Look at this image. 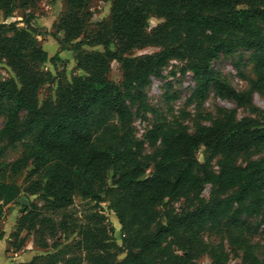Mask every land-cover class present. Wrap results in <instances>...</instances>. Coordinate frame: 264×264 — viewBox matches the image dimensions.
<instances>
[{
	"label": "rangeland",
	"instance_id": "374dc122",
	"mask_svg": "<svg viewBox=\"0 0 264 264\" xmlns=\"http://www.w3.org/2000/svg\"><path fill=\"white\" fill-rule=\"evenodd\" d=\"M114 1L91 0L83 39L86 42L82 46L87 53L105 54L96 39L112 26ZM240 9L244 13L239 15L240 23L233 29L212 26L206 22V14H195L188 27L168 28L170 41L165 47H146L128 53L127 58L142 63L148 70L139 71L137 80L130 83L123 79L122 65L109 60L103 93L90 102L85 122L93 143L119 154L117 167L111 174L133 168L136 161L148 177L165 153L166 135L201 137L219 131H226L228 136L215 149L203 146L197 149L194 172L200 180L207 175L218 176L223 169L241 173L236 181L222 184L203 181L189 192L175 191L142 210L126 229L108 202L98 204L96 211L107 240L119 249L118 264H264V185L252 186L254 171L264 161V17L248 12L245 7ZM66 11L65 0H37L35 7L16 9L8 19L0 13L3 36L12 37L16 29L25 30L53 59L40 65V70L50 73L53 79L59 73L68 80L84 75L75 59V44L83 40L66 41L58 31ZM210 13L217 18L228 15L227 11ZM147 23V31L152 34L166 21L152 16ZM187 29L191 30V36ZM111 50L114 51L113 45ZM9 79H14V75L8 62L0 59V83ZM117 91L130 114L129 129L121 126L111 105ZM56 98L55 82L40 88L39 104ZM11 116L20 130L31 121L34 128L33 134L12 144L7 138H0V182L17 184L22 190L19 199L28 201L27 206L16 202L4 208L0 217V236L6 238L3 250L17 253L11 256L15 259L12 263L26 258L29 261L34 255H50V264H64L71 256H81V264H91L78 247V235L68 240L59 232L47 236L48 247L43 249L34 245L32 235L16 230L24 208L42 206L44 198L24 192L29 187L24 183L25 171L16 174L7 169L36 146L34 132L40 128V120H33L28 108L0 93V133ZM108 128L118 129L114 139L107 135ZM247 128L256 136L246 148L229 155L227 147L247 137ZM171 179L174 180L173 175ZM89 203L76 197L72 212L83 217L95 205ZM204 207L212 210L200 214ZM169 223L175 225L173 233H159L161 226ZM146 235L156 237L148 256L140 254ZM172 257L182 262H173Z\"/></svg>",
	"mask_w": 264,
	"mask_h": 264
},
{
	"label": "trees",
	"instance_id": "16d2710c",
	"mask_svg": "<svg viewBox=\"0 0 264 264\" xmlns=\"http://www.w3.org/2000/svg\"><path fill=\"white\" fill-rule=\"evenodd\" d=\"M90 2L65 0L67 11L58 25V31L64 34L66 41L85 38ZM36 3L37 0H0V13L8 19L16 9L29 10ZM241 7L264 17V0H115L112 26L96 39V44L105 49V54L82 50L85 40L76 43V66L84 75L72 77L71 80L63 73L53 79L50 73L40 70V65L52 62L53 59L49 58L30 33L16 29L12 37H6L2 35L4 25L0 24V59L8 62L14 75V79L0 83V93L14 98L18 106L28 108L34 115L33 120H40V128L34 132L36 146L7 167L16 174L25 171L27 176L24 183L29 184V187L24 192L39 194L44 198L42 206L24 208L16 230L32 235L34 245L43 249L48 247L47 236L53 237L59 232L68 240L78 235V247L91 264H118L116 258L119 249L107 240L105 228L101 227L99 213L96 211L98 204L108 202L126 229L142 210L170 197L175 191L189 192L203 181L222 184L238 180L240 171L223 169L218 176L207 175L204 180H200L194 172L197 149L200 146L206 149L219 147L228 136L226 131L209 132L201 137L166 135L165 153L150 176H144V170L136 161L133 168L111 174L117 167L119 154L110 147L100 149V144L92 142L87 135L85 112L90 102L103 93L109 60L122 65L126 83L135 81L139 71L147 73L148 70L144 69L142 63L127 58L128 53L146 47H165L170 41L168 28L179 25L188 27L195 14H206V22L212 26L233 29L240 23L239 15L244 13ZM213 11H227L228 15L213 17L214 14L210 13ZM152 16L164 19L166 24L150 34L147 22ZM187 34L191 36L190 29H187ZM260 74L263 76L262 70ZM51 82L57 84L56 100L47 99L39 104L40 88ZM230 94L237 98L234 92ZM111 105L119 116L121 126L129 129L130 114L118 91L113 94ZM33 128L34 121H31L24 130H20L15 117L11 116L0 138H7L12 144L33 134ZM117 130L108 128L107 135L114 139ZM246 130L247 137L227 147L229 155L246 148L256 136L251 129ZM203 174H206L205 171ZM254 174L256 178L252 186L262 187L264 161ZM172 175L174 180L171 179ZM21 192L15 183L0 182V217L5 207L16 203ZM76 197L95 203L81 218L72 212ZM211 210L212 207H204L200 214ZM174 226L172 223L166 227L161 226L159 233L170 235ZM143 239L140 254L148 256L154 248L156 237L146 235ZM51 259L50 255H37L30 261L19 260L13 264H50ZM171 260L182 262L176 257ZM81 263V256H71L64 262Z\"/></svg>",
	"mask_w": 264,
	"mask_h": 264
},
{
	"label": "crops",
	"instance_id": "0c3cea01",
	"mask_svg": "<svg viewBox=\"0 0 264 264\" xmlns=\"http://www.w3.org/2000/svg\"><path fill=\"white\" fill-rule=\"evenodd\" d=\"M5 237L3 236V237H1L0 236V264H13L12 262H13V260H15V259H12L11 258V256H16L17 255V253H11V252H6V251H4L3 250V245L5 244ZM34 256H37V255H34ZM33 256V257H34ZM32 257V258H33ZM31 258V259H32ZM30 259V260H31ZM29 260V261H30ZM24 261H28L27 260V258H26V260H24ZM15 263V262H14Z\"/></svg>",
	"mask_w": 264,
	"mask_h": 264
},
{
	"label": "water",
	"instance_id": "95a60500",
	"mask_svg": "<svg viewBox=\"0 0 264 264\" xmlns=\"http://www.w3.org/2000/svg\"><path fill=\"white\" fill-rule=\"evenodd\" d=\"M16 202H17L18 204H22V205H24V206H27V205H28V201L25 200V199H18Z\"/></svg>",
	"mask_w": 264,
	"mask_h": 264
}]
</instances>
